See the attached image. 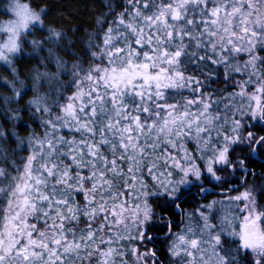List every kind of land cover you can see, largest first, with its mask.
I'll list each match as a JSON object with an SVG mask.
<instances>
[{
    "label": "snow or ice",
    "instance_id": "1",
    "mask_svg": "<svg viewBox=\"0 0 264 264\" xmlns=\"http://www.w3.org/2000/svg\"><path fill=\"white\" fill-rule=\"evenodd\" d=\"M99 7L0 22V264H264V0Z\"/></svg>",
    "mask_w": 264,
    "mask_h": 264
},
{
    "label": "trees",
    "instance_id": "2",
    "mask_svg": "<svg viewBox=\"0 0 264 264\" xmlns=\"http://www.w3.org/2000/svg\"><path fill=\"white\" fill-rule=\"evenodd\" d=\"M22 2L28 3L29 0H22ZM8 3L9 0H0V22L11 18V13L6 10ZM40 3L49 9L50 15L48 17V23L63 26L65 28L72 27L92 30L95 23V16L100 11L99 0H40ZM84 34V31L80 32L81 36ZM36 35L39 36L42 35V33L37 32ZM3 38L4 37L0 35V39ZM27 50L31 51V48L28 47ZM29 63V60L25 59L18 65V67H27L29 66ZM0 74H3L4 76L8 75L3 67H0ZM5 127H9V125H5ZM259 182V178H257V183ZM192 199L193 197L190 196L189 200ZM194 207L195 205L191 203L184 205L185 209H192ZM155 235L162 239L164 234L157 230ZM156 249L161 261H167L168 255L164 251L165 245L162 242L157 243Z\"/></svg>",
    "mask_w": 264,
    "mask_h": 264
}]
</instances>
